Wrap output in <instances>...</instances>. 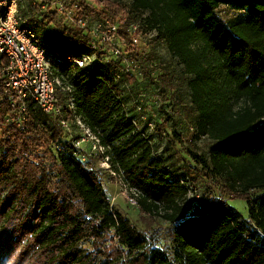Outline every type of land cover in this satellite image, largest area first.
<instances>
[{"label": "trees", "instance_id": "1", "mask_svg": "<svg viewBox=\"0 0 264 264\" xmlns=\"http://www.w3.org/2000/svg\"><path fill=\"white\" fill-rule=\"evenodd\" d=\"M94 1L102 9L89 10L119 26L109 42L33 0L20 1L23 19L49 29L43 40L38 36L41 46L93 59L83 68L52 61L62 87L71 89L58 88L62 115L28 100L19 124L20 106L0 103V264H264V0L80 2ZM222 6L234 16L222 17ZM133 23L142 44H132ZM48 36L57 41L49 45ZM159 44L181 65L189 97L177 101L194 129L190 141L177 136L189 156L181 159L190 172L212 180L218 193L209 192L189 211L188 186L167 159L155 156L160 144L139 129L128 104L134 96L146 112L147 98L164 91L159 80L180 88L171 64L154 50ZM71 97L103 151L91 141L76 145L84 132L68 106ZM167 126L158 123L159 134ZM198 138L209 140V148L201 150ZM111 173L138 193L142 216L169 224L171 244L149 242L111 204L103 183ZM226 195L245 199L248 216Z\"/></svg>", "mask_w": 264, "mask_h": 264}, {"label": "built area", "instance_id": "2", "mask_svg": "<svg viewBox=\"0 0 264 264\" xmlns=\"http://www.w3.org/2000/svg\"><path fill=\"white\" fill-rule=\"evenodd\" d=\"M20 1L0 0V103L8 99L13 107L20 106L19 124L22 122L19 118L26 111L28 100H33L44 113L62 115L63 105L58 88L64 85L55 75L52 61H67L83 68L93 59L87 55L64 56L41 46L40 38L26 27V19L20 16ZM80 1L82 0H33V4L42 11L50 9L64 15L77 30L101 36L103 41L112 40L119 26L109 20H99L98 15L89 10L92 6L102 9L103 3L81 4ZM122 21L125 23L126 19ZM128 31L132 44H142V32L139 31L138 24L133 23ZM121 44H126V41L121 39ZM112 50L117 55L122 54L118 47H113ZM62 88L71 90L70 87ZM68 106L73 112L76 124L84 132V137L77 140L76 145L81 147L84 142L91 141L94 150L99 148L103 151V147L98 146V138L92 134L81 116L76 114L74 97L69 99ZM61 122L63 126H69L67 119L63 118ZM132 191L129 201L138 205V193Z\"/></svg>", "mask_w": 264, "mask_h": 264}, {"label": "rangeland", "instance_id": "3", "mask_svg": "<svg viewBox=\"0 0 264 264\" xmlns=\"http://www.w3.org/2000/svg\"><path fill=\"white\" fill-rule=\"evenodd\" d=\"M123 1L129 3L131 0ZM94 2L98 4L96 1ZM220 14L225 19L234 16V12L226 6L220 8ZM22 15H27L25 10H22ZM36 19L38 23H41L40 16ZM26 25L29 30L34 32L42 40L49 35V29L47 30L45 27L38 28L32 25L31 21H28ZM53 40L57 41V39H52L48 36L46 38V43L49 45L53 44ZM150 48H153V44H150L147 50H150ZM154 50L158 52L163 62L167 60L169 64H171L172 67H170V71L173 73L172 82H174V84L178 83L180 88H171L169 83L167 84L165 80L161 82L159 80L157 87L160 86L164 88V91L161 92L162 94L160 95L147 98V100L149 99V105L148 108H146V112L141 109V104L137 103L134 96L129 99L128 104L133 108L134 120L139 124V129L146 130L145 134L151 135L154 141L160 144V149L155 156H161L167 159V164L170 170L175 172V177L179 178L183 184L188 186L190 191L187 195L185 206L189 211L199 204L203 196L207 195L209 192H213L216 195H218V193L212 180L206 179L203 173L199 171L190 172L187 168V164L185 165V162L181 159L183 156L187 158H189V156L185 152V145L179 142L177 136L183 137L185 141L194 139V129H192L189 120L186 119L182 106L177 102L179 101V97H183L186 102L189 100L186 93L187 89L185 82H180L182 67L171 58L168 48L164 46V44H159ZM156 62L160 61L156 59ZM149 91L152 92L153 90ZM161 121H167L168 126L162 131V134H159L157 124ZM196 144L200 146L201 150H206L210 146L209 140L205 138L196 139ZM100 166L102 168L109 167L106 161H101ZM103 183L111 204L123 211L132 222L144 230L148 236L149 242H155L157 246H162L165 242H169V239L166 237L169 224L163 222L162 219L158 217L151 215L142 216L138 205H133L129 201V195L133 191H130L120 177L111 173L110 177H105ZM208 186L212 188L213 191H210ZM231 196L232 195H226L224 197H227L229 205L235 207L244 217H247L248 206L246 200L239 197L231 198ZM168 244H171V242Z\"/></svg>", "mask_w": 264, "mask_h": 264}]
</instances>
